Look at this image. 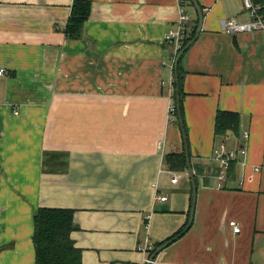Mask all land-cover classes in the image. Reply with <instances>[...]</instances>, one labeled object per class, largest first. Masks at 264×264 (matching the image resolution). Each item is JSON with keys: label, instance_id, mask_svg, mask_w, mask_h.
Masks as SVG:
<instances>
[{"label": "crops", "instance_id": "crops-1", "mask_svg": "<svg viewBox=\"0 0 264 264\" xmlns=\"http://www.w3.org/2000/svg\"><path fill=\"white\" fill-rule=\"evenodd\" d=\"M74 1L0 0V264H34L38 208L74 211L81 264H147L159 247L139 253L146 238L169 242L153 264H264V31H224L250 21L241 0H196L203 22L179 60L182 133L167 112L177 54L164 42L177 1L86 0L82 38L70 40L61 30ZM187 11L188 30L198 17ZM219 111L238 115L224 136ZM183 134L196 184L188 229L187 168L163 163ZM220 143L247 153L218 188ZM44 152L64 157L45 171Z\"/></svg>", "mask_w": 264, "mask_h": 264}, {"label": "trees", "instance_id": "trees-1", "mask_svg": "<svg viewBox=\"0 0 264 264\" xmlns=\"http://www.w3.org/2000/svg\"><path fill=\"white\" fill-rule=\"evenodd\" d=\"M260 6L259 13L264 19V0H254ZM188 5H192L187 0ZM91 12V2L86 0H75L70 8V14L62 33L70 40L82 38L83 25L89 18ZM198 19L187 30V36L183 41L181 49L189 43L195 36ZM175 72V79L172 82V99L175 103L176 89L179 97V110L182 119V89H181V66L180 61ZM176 106V104H174ZM177 117L175 107L174 118ZM238 115L233 112L219 111L215 116L214 133L217 136H224L228 131H234L237 127ZM64 157L56 152H44L42 158L43 169L54 165V160ZM163 163L173 172H184L186 170V159L183 150L179 153H169L164 155ZM74 211L72 209L58 208H38L33 215V235L32 243L35 253L34 264H81V250L75 247L71 239V232L77 229L73 221ZM184 228L173 235L172 240L179 237ZM164 242L155 245L153 252ZM152 252V253H153ZM151 253V254H152Z\"/></svg>", "mask_w": 264, "mask_h": 264}, {"label": "built area", "instance_id": "built-area-1", "mask_svg": "<svg viewBox=\"0 0 264 264\" xmlns=\"http://www.w3.org/2000/svg\"><path fill=\"white\" fill-rule=\"evenodd\" d=\"M177 1V18L171 24L164 34V42L172 49L174 54H177L182 47L183 41L187 36V23L190 21V15L187 11V0H176ZM241 6L243 11L247 12L250 16L249 22H238L235 19H229L224 25V31L229 35H234L237 33H248L254 31H264V19L260 15V6L254 3V0H241ZM171 68L173 69V63H171ZM4 69H0V75L4 74ZM172 91V88H171ZM168 94V98L171 99L172 94ZM168 115L171 119H174L175 105L171 102L168 106ZM17 114V113H15ZM170 119V120H171ZM241 139L245 142L248 139L247 132L241 134ZM164 147V142L158 143L157 148L162 150ZM247 153L245 146H240L238 149H227L223 143H220L218 147L213 149L212 159L215 161L218 168L217 180L218 188L222 187V184L226 181L227 171L232 162L236 161L238 157L245 156ZM177 177L173 176L171 179L172 183L177 182ZM158 201H165V196H155ZM229 226L232 228L233 232L239 233L240 228L234 221L229 222ZM136 250L143 255L152 253L154 250L153 245H151L147 238L139 243ZM264 258V251H263ZM147 263L153 264L155 261L145 260Z\"/></svg>", "mask_w": 264, "mask_h": 264}, {"label": "water", "instance_id": "water-1", "mask_svg": "<svg viewBox=\"0 0 264 264\" xmlns=\"http://www.w3.org/2000/svg\"><path fill=\"white\" fill-rule=\"evenodd\" d=\"M191 1V4L193 5L195 11H196V14H197V17H198V25H197V29H196V35L194 37H197V34L199 33L200 29H201V25H202V22H203V16H202V10L201 8L199 7V5L197 4V1L196 0H190ZM193 42V39L187 43L176 55L175 57V60H174V63H173V68L176 69L177 68V65H178V62L179 60L181 59V57L183 56V54L185 53V51L189 48V46L192 44ZM178 90H176V93L178 94L177 92ZM177 98H176V101H177V109H178V123L180 125V128L182 130V133H184V130H183V122H182V119H181V116H180V110H179V97L178 95H176ZM183 151H184V156H185V159H186V168H187V176L190 180V183H191V187H192V202H191V209H190V218H189V221H188V224L186 226V229H188L190 226H191V223H192V220H193V213H194V206H195V199H196V184H195V179H194V172L191 168V165H190V159H189V153H188V147H187V144H186V140H185V136L183 134ZM169 244V242L165 243L164 245H162L161 247H159L150 257L149 261H152L154 260V258L160 253V251H162L167 245ZM147 264H150L149 262Z\"/></svg>", "mask_w": 264, "mask_h": 264}]
</instances>
